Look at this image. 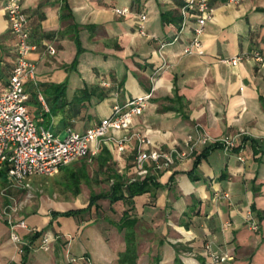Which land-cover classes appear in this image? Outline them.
I'll list each match as a JSON object with an SVG mask.
<instances>
[{"label":"crops","instance_id":"obj_1","mask_svg":"<svg viewBox=\"0 0 264 264\" xmlns=\"http://www.w3.org/2000/svg\"><path fill=\"white\" fill-rule=\"evenodd\" d=\"M7 1L0 0V93L17 50ZM20 1L35 45L29 57L36 80L26 84L28 106L41 118L50 114L51 129L56 118L66 129L85 131L116 103L152 92L127 129L110 130L95 155L64 165L79 176L73 178V199L44 200L20 215L59 237L45 249L38 247L40 236L25 264H119L129 231L138 264H264V63L254 57L256 51L264 55V0H211L214 12L201 35L203 53L185 51L194 35L193 19L182 24L186 0ZM122 7L126 13L116 12ZM141 12L147 14L145 32L138 27ZM238 55L242 58L232 64ZM36 91L37 102L30 104ZM240 132L232 150L198 141L201 133L218 139ZM137 133L149 136L148 150L186 149L190 134L195 148L167 167L146 161L149 172L137 178L150 174L157 185L134 197V227L117 224L128 206L123 200L102 198L108 203L102 210L100 199L99 209H91L94 218L53 216L52 210L87 206L91 193L109 190L116 176L133 181ZM122 137L125 149L119 151ZM83 177L92 182L87 195ZM5 184L6 175H0V203L11 201L2 194ZM252 217L258 229L251 228ZM9 230L0 218V264H20L23 253L7 236ZM18 230L27 238L31 234ZM207 243L231 258L215 263L205 252Z\"/></svg>","mask_w":264,"mask_h":264},{"label":"built area","instance_id":"obj_2","mask_svg":"<svg viewBox=\"0 0 264 264\" xmlns=\"http://www.w3.org/2000/svg\"><path fill=\"white\" fill-rule=\"evenodd\" d=\"M227 2H240L241 0H221ZM5 11L10 29L16 39L15 64L11 70L6 88L0 93V170H6V184L2 194L8 195L10 202L5 206L4 212L8 214L7 224L10 228L11 240L16 243L18 251L23 253L24 245L28 244L31 250L36 248L35 244L22 234L18 228H24L27 232L34 233L40 230L37 226L29 225L23 217L14 218L11 211H16L17 198L8 194L9 190L19 191L25 195L26 200L34 197L31 185V177L35 174L52 175L62 166L82 158L95 155L101 146L105 136L110 130L127 129L134 117L141 114L146 108L152 92L127 100L124 103L113 105L112 112L101 118L100 121L85 131H78L71 127L67 128L64 138L58 136L50 127L39 125L32 116L28 99L29 94L26 84L30 80L35 82V64L30 60V52L35 48L29 40L30 24L27 13L24 11L20 0H8ZM182 24H186L189 19L194 20L193 38L185 48L186 52L194 50L203 53L201 35L205 30L206 22L212 18L214 5L211 0H186L181 8ZM116 12L124 14L127 8H116ZM147 14L141 12L138 18V27L141 32H145V21ZM53 52L54 49L51 48ZM254 57L264 63V55L259 51L254 52ZM242 58L241 55L231 59L232 64H237ZM39 99L48 110L44 98L39 94ZM137 152L135 154V168L137 176L147 174L146 161L152 159L156 161L158 167L170 166L177 160L186 158L195 148V138L192 134L187 137L186 149H152L145 146L150 143V138L146 134L137 133ZM243 135H227L218 139H212L205 133H201L198 141L207 144L209 142L219 143L227 150H232L239 145ZM125 138L118 139V149H125ZM163 159L160 162V159ZM242 158V157H240ZM10 209L6 211V209ZM251 218V216H250ZM250 226L258 229V222L252 217ZM41 242L38 247L50 249L54 240L58 236L53 232L41 235ZM206 254L215 263L225 262L230 259L227 253H219L212 249L210 243L204 245ZM74 260V258H72Z\"/></svg>","mask_w":264,"mask_h":264},{"label":"trees","instance_id":"obj_3","mask_svg":"<svg viewBox=\"0 0 264 264\" xmlns=\"http://www.w3.org/2000/svg\"><path fill=\"white\" fill-rule=\"evenodd\" d=\"M79 45V43H78ZM217 145H220L219 143ZM0 175L5 176L6 170L3 168L0 170ZM73 178L79 180V176L72 175ZM157 185V182L154 181V176L148 174L143 178H137L131 182H127L122 176H116L114 178V182L111 185L110 189L107 191H102L99 193H91L89 198V203L85 207L77 208V209H68L65 211L52 210L53 216L63 215V216H73L76 218L86 219L83 217L86 213L91 212L93 206L99 209L100 204L99 200L102 198H108L111 202H116L119 200H123L128 206L124 210L123 216L118 222V226L122 229L123 225H126L129 229L134 227L137 222V216L134 215V197L138 194H142L144 192L150 191L153 187ZM6 221V220H5ZM7 222V221H6ZM115 223V222H114ZM44 229H41L37 232L31 233L28 236L29 242L34 243L44 232ZM127 238V246L126 249L120 253L118 263L119 264H138L137 262V246L134 237V233L129 231L126 234ZM31 251V247L26 244L24 245L23 250V258L22 263L25 264L28 255ZM17 264V263H16Z\"/></svg>","mask_w":264,"mask_h":264},{"label":"rangeland","instance_id":"obj_4","mask_svg":"<svg viewBox=\"0 0 264 264\" xmlns=\"http://www.w3.org/2000/svg\"><path fill=\"white\" fill-rule=\"evenodd\" d=\"M33 87L36 88L35 85H33ZM36 92H34L33 94H31V98L29 103L30 104H35L37 102L36 99ZM39 102V101H38ZM41 108V106H40ZM30 112L32 113V110L30 109ZM32 116H34V118H38V122L37 119L35 118L36 122L39 123V125H45L46 127H49V121H50V114H45L44 118H41L40 115H36L32 113ZM41 119V120H40ZM58 120L56 118H54V120L52 121V129L53 131L60 137L64 138L65 135L67 134V129L61 124H58ZM45 123V124H42ZM72 166L68 165V166H64L62 167V170L59 172H55L52 175H45V174H35L32 176V187H33V192L35 193L34 197L26 200L25 195L22 194H15L16 198H17V206L18 209L16 211H11V214L14 215V218H20V215L23 214L24 212H28L29 211V207L32 205V209H34L35 207H37L40 202L44 201V200H48V201H60V200H64V199H73L71 196L74 193L75 190V182L73 180V176L71 175L72 173ZM82 183H83V188L85 189L86 195L87 192L89 190V185L92 184V182H89L87 180H85V178H82ZM85 192H82V194L85 195ZM10 202H14V200L12 199ZM10 202H6V203H0V218L2 220H6L8 214L4 212L5 210V206L10 203ZM100 204H101V209L105 210L108 206L107 201H105L104 199L100 200ZM43 205V204H42ZM54 208V207H53ZM10 209H6V211H9ZM102 213V211L100 210V214ZM94 216H96V213H86L85 215H83V217H85L86 219L89 218H94ZM41 230V229H40ZM47 232H52L50 230H45L44 233ZM54 235L56 236L57 234L54 233ZM10 237V230H9V234L7 235ZM59 239V237H58ZM57 240H54L53 244L56 243ZM52 244V245H53Z\"/></svg>","mask_w":264,"mask_h":264}]
</instances>
